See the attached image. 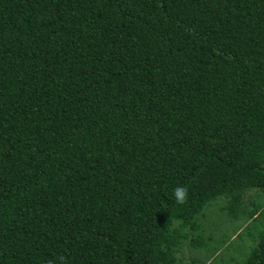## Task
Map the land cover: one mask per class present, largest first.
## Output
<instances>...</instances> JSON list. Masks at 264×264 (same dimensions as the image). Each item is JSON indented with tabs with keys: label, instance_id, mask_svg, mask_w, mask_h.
<instances>
[{
	"label": "trees",
	"instance_id": "obj_1",
	"mask_svg": "<svg viewBox=\"0 0 264 264\" xmlns=\"http://www.w3.org/2000/svg\"><path fill=\"white\" fill-rule=\"evenodd\" d=\"M219 198L264 219V0H0V264H175Z\"/></svg>",
	"mask_w": 264,
	"mask_h": 264
},
{
	"label": "rangeland",
	"instance_id": "obj_2",
	"mask_svg": "<svg viewBox=\"0 0 264 264\" xmlns=\"http://www.w3.org/2000/svg\"><path fill=\"white\" fill-rule=\"evenodd\" d=\"M249 195L247 207L251 208L249 203L257 193ZM201 213L199 227L189 233L188 240L180 242L178 257L182 262L175 264H242L264 229L263 217L246 222L241 209L235 217L222 198L212 201Z\"/></svg>",
	"mask_w": 264,
	"mask_h": 264
},
{
	"label": "clouds",
	"instance_id": "obj_3",
	"mask_svg": "<svg viewBox=\"0 0 264 264\" xmlns=\"http://www.w3.org/2000/svg\"><path fill=\"white\" fill-rule=\"evenodd\" d=\"M174 195L176 197L177 203L183 204L186 202L188 197V190L186 187H177L174 189ZM49 264H52L51 261H49ZM61 264H66V261L61 258Z\"/></svg>",
	"mask_w": 264,
	"mask_h": 264
}]
</instances>
